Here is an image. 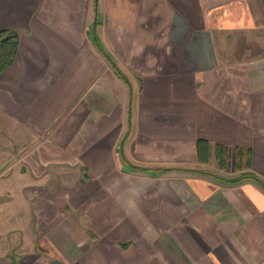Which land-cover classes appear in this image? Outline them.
<instances>
[{"label": "crops", "instance_id": "obj_1", "mask_svg": "<svg viewBox=\"0 0 264 264\" xmlns=\"http://www.w3.org/2000/svg\"><path fill=\"white\" fill-rule=\"evenodd\" d=\"M2 30L0 264H264L229 181H264V0H0Z\"/></svg>", "mask_w": 264, "mask_h": 264}, {"label": "trees", "instance_id": "obj_2", "mask_svg": "<svg viewBox=\"0 0 264 264\" xmlns=\"http://www.w3.org/2000/svg\"><path fill=\"white\" fill-rule=\"evenodd\" d=\"M20 45V35L16 30H2L0 31V76L8 69L15 60ZM117 67V66H116ZM119 73L122 71L117 67ZM124 75V74H123ZM211 151V144L209 141L200 139L198 141V156L202 161H208ZM237 167H240L243 162L250 165L251 151L244 148H237ZM230 148L224 144L216 145V157L220 166L226 168L229 163ZM137 168H141L138 167ZM147 169V168H143ZM252 177L259 181L264 187V181L252 171H244L241 176L235 179H229L231 182H237L241 179Z\"/></svg>", "mask_w": 264, "mask_h": 264}]
</instances>
